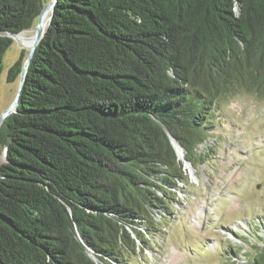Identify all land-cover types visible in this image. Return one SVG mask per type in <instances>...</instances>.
Segmentation results:
<instances>
[{"label":"trees","instance_id":"1","mask_svg":"<svg viewBox=\"0 0 264 264\" xmlns=\"http://www.w3.org/2000/svg\"><path fill=\"white\" fill-rule=\"evenodd\" d=\"M50 1L0 0V74ZM239 88L264 93V0H58L0 128V264H137L187 178L172 138L205 163Z\"/></svg>","mask_w":264,"mask_h":264},{"label":"rangeland","instance_id":"2","mask_svg":"<svg viewBox=\"0 0 264 264\" xmlns=\"http://www.w3.org/2000/svg\"><path fill=\"white\" fill-rule=\"evenodd\" d=\"M37 21L22 35L33 38ZM22 50L28 56L31 45L14 39L4 56L0 116L18 93L21 76L8 77ZM199 148L207 161L195 167L198 175L185 161L187 178L175 187V212L161 222L154 246L132 262L246 263L264 247V93L239 88L221 101L215 127Z\"/></svg>","mask_w":264,"mask_h":264},{"label":"water","instance_id":"3","mask_svg":"<svg viewBox=\"0 0 264 264\" xmlns=\"http://www.w3.org/2000/svg\"><path fill=\"white\" fill-rule=\"evenodd\" d=\"M58 0H51L50 2H48L41 10L39 16H38V21H37V25H36V32H35V35L34 37L32 38V42H31V50L29 52V55L27 56L26 60H25V63H24V66L22 68V71H21V78H20V87H19V90H18V93L13 101V103L1 114L0 116V128H1V125L3 123V121L12 113L16 112L18 110V105H19V99H20V95H21V92H22V88L24 86V82H25V79H26V75H27V71H28V68H29V65L31 63V60H32V57L34 55V52L40 42V40L42 39V37L44 36L45 32H46V28L47 26L45 27L43 25V20L46 16V14L51 11V15L49 17V21H48V24L52 21L53 19V16H54V10H55V6L57 4ZM21 33H17V34H12V38L17 40V41H20V42H23V38H20L19 35H21ZM172 141H173V144L176 148V151H177V154H178V157L179 159L183 160L184 162V165H185V161L187 162V165H189L191 168H192V171L196 174H197V171H196V168L195 166L192 164L191 161L187 160L185 157L183 158V149L184 147L175 139V138H172ZM95 259V257H93Z\"/></svg>","mask_w":264,"mask_h":264},{"label":"bare ground","instance_id":"4","mask_svg":"<svg viewBox=\"0 0 264 264\" xmlns=\"http://www.w3.org/2000/svg\"><path fill=\"white\" fill-rule=\"evenodd\" d=\"M50 15H51V11H49V12L46 14V16H45V18H44V20H43V25H44L45 27L48 25V21H49V17H50ZM19 37L24 39V40H23V43L25 42L27 45H31L32 37H31V38H29V37H25V36H23L22 34L19 35Z\"/></svg>","mask_w":264,"mask_h":264}]
</instances>
